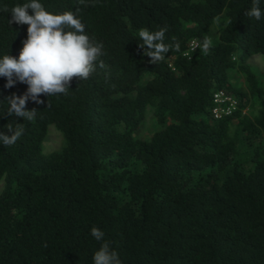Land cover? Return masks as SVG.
Here are the masks:
<instances>
[{"label":"trees","instance_id":"1","mask_svg":"<svg viewBox=\"0 0 264 264\" xmlns=\"http://www.w3.org/2000/svg\"><path fill=\"white\" fill-rule=\"evenodd\" d=\"M27 2L0 0V59L19 56L28 26L9 23L10 10ZM39 2L73 12L103 54L66 94L29 98L31 121L7 114L28 85L0 77V132L24 128L0 143V264H93L105 241L121 264H264V88L247 61L264 52V16L245 15L253 0ZM141 29H164L179 51L151 63ZM217 89L237 107L213 118ZM147 109L158 128L136 136ZM49 123L61 144L43 152Z\"/></svg>","mask_w":264,"mask_h":264},{"label":"clouds","instance_id":"2","mask_svg":"<svg viewBox=\"0 0 264 264\" xmlns=\"http://www.w3.org/2000/svg\"><path fill=\"white\" fill-rule=\"evenodd\" d=\"M29 9L32 14H29ZM9 23L26 24L27 38L22 41L19 56L5 55L0 59V77L7 78L6 87H12L18 80L28 85L24 95L7 98L9 116L15 115L31 121L36 109L27 110L26 103L31 98L37 104H43L41 95L47 97L66 94L73 78L88 79L95 71L97 59L103 54V45L96 43L85 34V25L71 11L53 14L45 10L39 0L16 5L10 10ZM250 18L260 20L264 16L259 0H253V6L245 13ZM138 36L144 48V54L150 62L157 64L165 59L171 50L179 51V44L174 47L163 41L165 30L149 31L141 29ZM199 45H193V51ZM209 42L203 43L206 52ZM99 67L103 68L101 62ZM15 78V79H14ZM19 125V124H17ZM11 135L0 132V143L11 146L24 132L23 127L8 126ZM91 235L102 241L104 233L97 227L91 229ZM93 264H121L118 253L110 249L108 242H103L93 255Z\"/></svg>","mask_w":264,"mask_h":264},{"label":"rangeland","instance_id":"3","mask_svg":"<svg viewBox=\"0 0 264 264\" xmlns=\"http://www.w3.org/2000/svg\"><path fill=\"white\" fill-rule=\"evenodd\" d=\"M247 61L250 63L251 68L257 76L259 84L264 88V52L256 53L248 57ZM233 78L239 82L243 81L241 75L231 72ZM252 101V100H251ZM256 110V104L243 108V112L246 111L249 114L254 113ZM158 125L154 122L151 111L146 110L144 118L139 124L138 128L134 131V134L139 137H148ZM61 144V137L53 123H49L46 128V133L42 139L41 149L43 152H48L53 148H58ZM1 185V182H0Z\"/></svg>","mask_w":264,"mask_h":264},{"label":"built area","instance_id":"4","mask_svg":"<svg viewBox=\"0 0 264 264\" xmlns=\"http://www.w3.org/2000/svg\"><path fill=\"white\" fill-rule=\"evenodd\" d=\"M193 45H197L196 39L192 38L187 43V48L183 52L184 55L187 57L191 50H193ZM212 105L210 107V115L213 118H218L223 115H228L234 111L237 107L236 99L229 94L228 92L224 91L223 89H217L212 93L211 96Z\"/></svg>","mask_w":264,"mask_h":264}]
</instances>
